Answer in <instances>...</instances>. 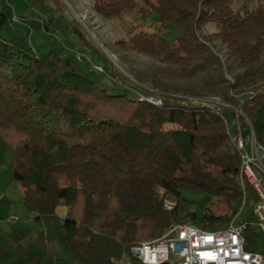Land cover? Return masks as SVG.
<instances>
[{
  "label": "trees",
  "instance_id": "trees-1",
  "mask_svg": "<svg viewBox=\"0 0 264 264\" xmlns=\"http://www.w3.org/2000/svg\"><path fill=\"white\" fill-rule=\"evenodd\" d=\"M14 1L0 0V140L13 148L10 170L20 202L35 220L57 221L58 238L72 252L74 264H118L131 245L150 241L171 223L208 229L226 225L242 201L240 157L227 132L234 126L233 110L224 107L222 118L205 104L170 105L169 97L219 94L246 115L264 149V0L239 10L232 0H93L92 9L102 17L135 12L141 18L118 42L123 49L181 67L184 80L203 75L186 86L134 73L136 88L148 83L162 92L161 104L139 99L131 88L109 93L91 70L63 55V44H51L38 55L24 34L5 37ZM25 1L40 12L36 21L24 19L30 29L44 35L72 33L91 45L60 2L54 7L50 0ZM60 10L64 13L57 15ZM149 18L164 30L173 28V40L146 24ZM206 24L215 28L210 36L201 34ZM209 37L218 39L233 59L226 66L233 81L206 44ZM99 56L109 61L104 53ZM249 86L254 95L243 94L240 102L235 95ZM241 127L249 133L246 123ZM184 189L202 191L213 201L199 214L184 211L189 203L180 197ZM246 191L252 196L248 186ZM167 198L175 200L171 210L164 207ZM218 202L224 212L216 214L211 208ZM59 206L66 208L61 219ZM246 235L251 240L257 233ZM46 244L40 254H28L18 244V264H40ZM251 244L246 248L255 250Z\"/></svg>",
  "mask_w": 264,
  "mask_h": 264
},
{
  "label": "rangeland",
  "instance_id": "rangeland-1",
  "mask_svg": "<svg viewBox=\"0 0 264 264\" xmlns=\"http://www.w3.org/2000/svg\"><path fill=\"white\" fill-rule=\"evenodd\" d=\"M232 1L234 9L239 10L243 6L254 7L259 0ZM50 2L54 7H57L59 2L65 6L66 14L77 22L80 29L86 34V38L91 40V45L84 44L81 39L72 33L66 36L59 33L44 35L41 29H30L32 26L26 23L24 19L29 18L36 21L40 19V12L30 6L25 0H16L13 2V16H15V19H12L13 23L7 25L8 30L4 32L3 35H5V37H10L24 34L28 39V47L38 55L47 53L51 49V44H63V55H67L75 60L84 71L88 72L91 70V77L102 87L110 88L109 93H120L123 89L131 88L134 95L139 99H146L156 104L162 103V99L159 97L162 92L152 89L148 83H138V86L143 88L144 91L153 93V95H146V93L139 90V87L136 88L135 83H137V81L134 79V73L141 74L143 77L152 79L157 83L168 85H179L184 83L186 86L193 79L194 83H196L203 76L201 75L195 78L190 74L185 80L181 79V67L163 61L157 56L143 53L137 49H123L118 42L126 40L127 38L124 37L127 35V31L142 23L141 18L136 15L135 12L124 13L118 18H106L92 9L93 0H50ZM61 13L64 12L61 10L60 12H56L57 15ZM151 21V18H149L145 23L150 24L155 31L159 32L166 39L173 40L175 36V30L173 28L164 30L159 23H152L153 21ZM148 30H150V28H147V31ZM214 30V26L206 24L201 29V34L210 36L209 34ZM206 44L221 62L225 77L229 81H233L234 77L226 70V66L231 64L233 59L228 56L225 46L214 37H209ZM95 48L96 53H92L91 49ZM101 53H104L109 61H103L99 56ZM104 66L106 67V72L103 71ZM212 71V69L209 70V72ZM113 86L115 87L114 89H112ZM230 93H232L231 90ZM247 93H251L250 95H252L255 93V90L249 86L235 96L240 100L243 94ZM170 95L172 96L169 97L170 105L205 104L208 106V99L211 97H219V99L225 102L219 94L213 96L204 95L203 97H191L179 93H170ZM233 113L235 115L234 122H236V113ZM239 117L241 116L239 115ZM243 123L244 120L241 117L239 124ZM232 130H234V126ZM242 130L245 131V128H242ZM244 135L246 134L244 133ZM246 149L249 151L248 145ZM12 155V146L0 140V185L1 187H6L7 192L13 197L11 202V206L13 205V207H11L12 212L10 215H14L18 218L16 221H7L6 218L5 223L0 224V264L19 263L18 261L20 258L19 255L16 254V246L18 244L25 247L28 254H40L43 247H45L43 245L44 241L47 243L46 247L48 253L42 258L40 264H74L71 260V256L73 255L72 252L66 251L63 241L58 238L61 231L57 221L51 220L45 225L43 222L35 220L34 216L19 202L18 195L15 194L17 184L13 180L10 170ZM180 197L189 202L184 206V211H195L197 214L201 213V211L210 204V201H213V198H209L202 191L194 189L181 190ZM170 200L175 202L173 198H170ZM16 205L20 207L18 208ZM239 209L236 212L237 215L234 217L236 223L245 219L247 214H249L251 202L247 201L243 209ZM64 210V206L59 207L57 210V216L60 219L63 218ZM211 210L219 214L224 212V207L221 202H218L212 206ZM21 211L24 215H22ZM25 214L30 216L29 220L25 217ZM167 227L168 225L153 239L163 234ZM254 242L256 244L255 250L264 256V237L257 234L254 236ZM130 257L129 253L122 255L120 260H118V264H131Z\"/></svg>",
  "mask_w": 264,
  "mask_h": 264
},
{
  "label": "built area",
  "instance_id": "built-area-1",
  "mask_svg": "<svg viewBox=\"0 0 264 264\" xmlns=\"http://www.w3.org/2000/svg\"><path fill=\"white\" fill-rule=\"evenodd\" d=\"M250 94L247 93L254 95ZM242 99L239 101L243 102ZM208 102L211 110L222 118L224 107H230L236 113L234 130L232 127L227 132L232 147L240 157L238 180L242 201L239 208L242 210L250 201L249 215L236 223L235 213L226 225L213 229L188 222L172 223L157 238L129 247V255L141 264H264L261 253L246 248L251 243L256 245L254 237L247 240L246 233L254 231L264 237V149L257 143L250 121L238 106L225 103L219 97H211ZM239 115L248 126L249 133L246 135L239 124ZM246 186L252 190L250 197ZM164 206L171 209L174 202L167 198ZM17 219L14 215L7 217V221Z\"/></svg>",
  "mask_w": 264,
  "mask_h": 264
},
{
  "label": "crops",
  "instance_id": "crops-1",
  "mask_svg": "<svg viewBox=\"0 0 264 264\" xmlns=\"http://www.w3.org/2000/svg\"><path fill=\"white\" fill-rule=\"evenodd\" d=\"M15 194L18 195V200H20L21 193H20V190H19V188L17 186L15 188ZM12 200H13V197L7 192L6 187H1V185H0V224H4L5 223V219L12 212V208H11V207H13V205L11 206ZM16 207L19 208L20 206L16 205ZM59 207H63V206H59ZM14 208H15V206H14ZM58 208H56V214H57ZM65 212H66V208L64 210L63 216H64ZM21 213H22V215H24V213L22 211H21ZM25 217L28 220L30 218V216L28 214H25Z\"/></svg>",
  "mask_w": 264,
  "mask_h": 264
}]
</instances>
